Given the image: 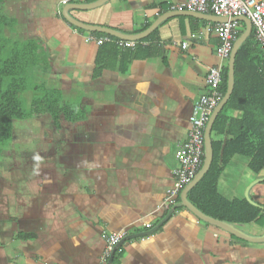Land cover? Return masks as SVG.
Segmentation results:
<instances>
[{
  "label": "crops",
  "instance_id": "crops-1",
  "mask_svg": "<svg viewBox=\"0 0 264 264\" xmlns=\"http://www.w3.org/2000/svg\"><path fill=\"white\" fill-rule=\"evenodd\" d=\"M95 1L5 0L1 7L14 24L7 35L35 39L46 53L47 65L35 73L36 81L59 89L85 117L58 128L52 120L46 128L34 117L26 119L34 122L31 137L38 140L33 159L12 150L31 143L13 142V123L12 141L0 154V264H102L105 231L148 232L170 211L153 233L121 243L116 264H264V242L199 220L178 206L182 191L176 208L165 206L194 102L207 90L208 68L228 65L217 54L222 18L174 13L170 0H108L91 10L69 9L79 22L127 36H139L161 20L135 40L154 46L150 55L131 57L136 46L121 47L119 54L107 51V67L99 69V45L87 39L93 33L63 16L67 4ZM246 28L239 21V30ZM248 162L234 156L217 189L228 199L249 198L264 216V168L254 174ZM232 225L264 236V218Z\"/></svg>",
  "mask_w": 264,
  "mask_h": 264
},
{
  "label": "trees",
  "instance_id": "trees-1",
  "mask_svg": "<svg viewBox=\"0 0 264 264\" xmlns=\"http://www.w3.org/2000/svg\"><path fill=\"white\" fill-rule=\"evenodd\" d=\"M4 1L0 0V154L12 141L15 120L48 114L58 128L63 122L74 123L85 117V111L66 101L59 89L34 81L40 66L47 65L46 53L35 39H14L7 35V30L14 24L1 11ZM243 32V29L238 30L237 39ZM152 47L151 44H138L136 54L132 53L131 57L142 56L139 55L142 51L148 56ZM119 48L115 43L100 45L96 66L104 69L107 51L119 54ZM227 86L228 65H225L220 87L223 96ZM28 93L31 94L30 105L25 108L24 103L28 105L29 100L24 95ZM229 112H239V116ZM211 143V165L188 192V200L207 216L229 224H248L264 218L259 206L247 199H228L217 189L224 168L236 155L248 158L249 170L254 174H259L264 168V53L254 38L253 30L237 50L233 91L212 125ZM117 255L120 254H115L113 264L117 263Z\"/></svg>",
  "mask_w": 264,
  "mask_h": 264
},
{
  "label": "built area",
  "instance_id": "built-area-1",
  "mask_svg": "<svg viewBox=\"0 0 264 264\" xmlns=\"http://www.w3.org/2000/svg\"><path fill=\"white\" fill-rule=\"evenodd\" d=\"M170 11L208 13L227 18V21L221 22L217 26L219 38L217 54L226 62L229 61L237 40L239 21L236 18L247 17L251 21L254 38L264 53V0H170ZM87 39L99 46L113 42L119 47L134 48L139 43L135 40L115 39L109 35L96 36L92 34ZM222 73L221 65L208 68L205 77L206 93L194 102L188 137L176 152L175 157L179 167L175 172L174 188L169 190L165 200L167 208H175L178 194L192 182L203 164L206 126L213 111L223 98L220 88ZM144 226L150 228L152 225L145 223ZM126 235V232H104L105 248L101 256L102 264H107L112 255H115L118 245Z\"/></svg>",
  "mask_w": 264,
  "mask_h": 264
},
{
  "label": "water",
  "instance_id": "water-1",
  "mask_svg": "<svg viewBox=\"0 0 264 264\" xmlns=\"http://www.w3.org/2000/svg\"><path fill=\"white\" fill-rule=\"evenodd\" d=\"M107 1L108 0H98V1H95L93 3H88V4H71V3L67 4L63 8V16H64V18H65V20L67 22L73 24L74 26H77L79 28H82V29H85V30H88V31H91V32H100V33H104V34H107V35H112V36H115V37L123 39V40H138V39H141L142 37L147 36L150 33V31H152V29L159 22H161V20H158V22H156L151 28H149L147 31H145L144 33L140 34L139 36H127V35L121 34V33L117 32V31L109 29V28H104V27H100V26L84 24L82 22L77 21L73 17H71L69 15V13H68L69 9H72V8L79 9V10H91V9H94V8H97V7L101 6V5H103ZM174 13H176V12H174ZM189 13H191V12H189ZM192 14L200 15L201 13L193 12ZM236 19L238 21H244L246 23V25H247V28H246V30H244V32L240 35V37L234 43L233 50L231 52V56H230L229 61H228V86H227L226 93L224 94L222 100L219 102L218 106L213 111V113L210 116V119H209V121L207 123V126H206V130H205V158H204L203 164H202L198 174L192 180V182L190 184H188L182 190V192L180 194V202L178 203V206H182V207L187 208L199 220H201V221H203V222H205L207 224H211L213 226H216V227H218V228H220V229H222L224 231H227L230 234H232V235H234V236H236L238 238H242V239L250 241V242H264V236H261V237L249 236V235L241 232L239 229H237L232 224H229L227 222L220 221V220H217V219L212 218L210 216H207L206 214L202 213L199 209H197L188 200V197H187L188 192L202 179V177L205 175V173L208 171V169H209V167L211 165V162H212V159H213V149H212V143H211L212 125H213L217 115L223 109L224 105L228 101V99H229V97H230V95H231V93L233 91V87H234V64H235V56H236L237 50H238L239 46L249 37V35L252 32V24H251V21L247 17H240V18H236ZM224 21H227V18H222L220 22H224ZM247 200L249 202H251L252 204L258 206L254 202L250 201L249 198ZM171 214H172V211H170L167 214V216L157 226H155L152 230H150L148 232H143V233H138V234H133V235L126 236L122 240L121 243H123L125 240L135 239V238L142 237V236H145V235L153 233L154 231H156L168 219V217ZM113 258H114V254L109 259L107 264H111V262L113 261Z\"/></svg>",
  "mask_w": 264,
  "mask_h": 264
},
{
  "label": "rangeland",
  "instance_id": "rangeland-1",
  "mask_svg": "<svg viewBox=\"0 0 264 264\" xmlns=\"http://www.w3.org/2000/svg\"><path fill=\"white\" fill-rule=\"evenodd\" d=\"M36 76H34L35 82H37ZM24 98L29 100L28 105L24 103V107L28 108V106L30 105L31 94L28 93L27 95H24ZM34 118H36L35 120L40 122L41 124H45L46 128L52 127L51 119L49 116L40 115V116H36ZM16 123H17V125H16L17 129H15L16 135L14 136L13 142L19 143L18 141L20 139H22L21 142L25 141L26 139H30L31 141H29V142H31V143L25 144V146H23L22 144L12 145V150H14L17 153H20L19 155H24L25 159H33L34 154L38 151V145L37 146L35 145V142L38 140H37V138H34V137L32 138L31 132H30L31 131V125H34V122L30 121V120H15L14 124H16ZM71 124L73 125V123H71ZM21 137H23V138H21ZM17 159H18V157H17Z\"/></svg>",
  "mask_w": 264,
  "mask_h": 264
},
{
  "label": "clouds",
  "instance_id": "clouds-1",
  "mask_svg": "<svg viewBox=\"0 0 264 264\" xmlns=\"http://www.w3.org/2000/svg\"><path fill=\"white\" fill-rule=\"evenodd\" d=\"M116 254V253H115ZM114 257H115V255H114ZM114 259V258H113ZM113 262V261H112Z\"/></svg>",
  "mask_w": 264,
  "mask_h": 264
},
{
  "label": "bare ground",
  "instance_id": "bare-ground-1",
  "mask_svg": "<svg viewBox=\"0 0 264 264\" xmlns=\"http://www.w3.org/2000/svg\"><path fill=\"white\" fill-rule=\"evenodd\" d=\"M253 29V28H252Z\"/></svg>",
  "mask_w": 264,
  "mask_h": 264
}]
</instances>
